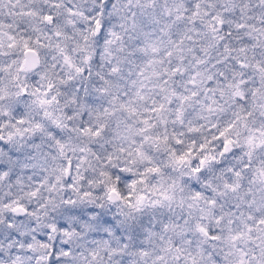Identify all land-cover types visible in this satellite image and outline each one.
Masks as SVG:
<instances>
[{
	"label": "snow or ice",
	"instance_id": "obj_1",
	"mask_svg": "<svg viewBox=\"0 0 264 264\" xmlns=\"http://www.w3.org/2000/svg\"><path fill=\"white\" fill-rule=\"evenodd\" d=\"M0 264H264V0H0Z\"/></svg>",
	"mask_w": 264,
	"mask_h": 264
}]
</instances>
